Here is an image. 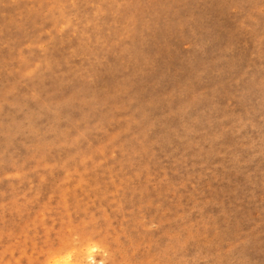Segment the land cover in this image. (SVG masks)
<instances>
[{
  "label": "rangeland",
  "instance_id": "rangeland-1",
  "mask_svg": "<svg viewBox=\"0 0 264 264\" xmlns=\"http://www.w3.org/2000/svg\"><path fill=\"white\" fill-rule=\"evenodd\" d=\"M0 264H264V0H0Z\"/></svg>",
  "mask_w": 264,
  "mask_h": 264
},
{
  "label": "bare ground",
  "instance_id": "bare-ground-1",
  "mask_svg": "<svg viewBox=\"0 0 264 264\" xmlns=\"http://www.w3.org/2000/svg\"><path fill=\"white\" fill-rule=\"evenodd\" d=\"M90 247H91V246H90ZM93 248H94V247H91V248H90V249H91V252L94 250Z\"/></svg>",
  "mask_w": 264,
  "mask_h": 264
}]
</instances>
